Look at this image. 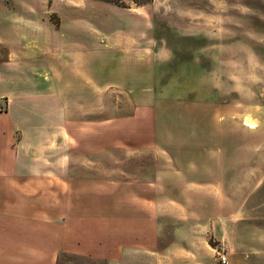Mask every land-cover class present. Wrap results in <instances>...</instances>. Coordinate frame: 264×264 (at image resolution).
<instances>
[{"label":"crops","instance_id":"obj_1","mask_svg":"<svg viewBox=\"0 0 264 264\" xmlns=\"http://www.w3.org/2000/svg\"><path fill=\"white\" fill-rule=\"evenodd\" d=\"M93 2V13L82 14L80 0H0V264L202 263L204 258L194 260L187 248L190 237H178L177 227L162 220L165 212L155 204L162 197L157 188L162 177L141 171V178L123 180L110 178L112 171L103 177L94 173L98 155L128 154L155 143L152 125H137L147 119L137 112L98 135L97 124L108 119L97 121L80 108L82 102L97 101L98 88L113 85L116 69H125L119 86L136 101L133 111L144 106L146 93L153 94L141 73L130 71L137 68L125 65L135 64L139 48L115 45L121 22L106 12L98 15L97 10L113 12L108 3ZM239 116L231 115L232 120ZM81 123L87 124L83 131ZM263 124L246 128L250 136L243 143L217 146L216 154L200 147L206 157L199 165L185 163L188 181L202 187L201 213L215 215L217 241L228 249V264H264ZM131 181L143 186L132 189ZM101 182L127 186L103 194L92 190ZM93 193L134 197L137 206L94 221L93 205L82 206V198ZM104 207L109 213L111 207ZM137 208L142 224L147 215L150 223L147 228L139 224L137 240L92 235L93 229H113L125 212ZM182 224L186 231L193 227Z\"/></svg>","mask_w":264,"mask_h":264},{"label":"rangeland","instance_id":"obj_2","mask_svg":"<svg viewBox=\"0 0 264 264\" xmlns=\"http://www.w3.org/2000/svg\"><path fill=\"white\" fill-rule=\"evenodd\" d=\"M93 1L108 3L106 8L113 11L97 10L98 15L106 12L114 21L121 22L120 38L115 45L139 48L137 57L134 53L136 61L132 60L135 64L125 65L137 68L130 71L141 73L146 89H153V94L148 97L146 93L141 102L144 106L133 111L136 101L119 86L124 82L121 74L125 69H116L113 85L98 88L97 101L82 102L80 108L97 121L109 120L97 124L98 135L108 129L106 126L117 129L119 118L137 112L148 119L144 123L138 121L137 125L142 129L152 125L150 132L155 143L128 154L113 151L98 155L92 167L96 168L94 173L103 177L109 176L106 170L112 171L110 178L123 180L141 178V171L155 177L158 174L162 177L157 183L162 197L155 204L165 212L162 220L177 227L173 232L178 237H190L191 245L187 248L194 260L197 256L205 260L190 264H222L220 253L224 251L228 259V249L218 244L215 215L201 213L202 187L200 182L188 181L185 163L193 161L199 165L200 158L206 157L200 153L202 146L216 154L217 146L245 142L250 136L245 129L257 128L260 120L264 121V0H114L117 4L80 0L82 14L93 13ZM99 40L106 43L101 36ZM232 114L241 116L232 120ZM81 125L83 131L87 124ZM126 186L124 183L122 188ZM128 186L135 189L143 185L131 181ZM120 187L119 182H101L93 184L92 190L103 194L121 190ZM165 194L170 196L163 197ZM99 195L82 198V206L93 205L94 221H103L107 214L120 215L117 209L126 205L137 206L138 199L134 197ZM104 206L111 207L109 213ZM125 213L120 223L113 219L121 226L93 229L92 235L102 234L115 241L137 240L139 224L144 228L150 225L149 215L143 225L144 216L138 208ZM108 221L112 223L111 219ZM185 222L193 227L181 229Z\"/></svg>","mask_w":264,"mask_h":264},{"label":"built area","instance_id":"obj_3","mask_svg":"<svg viewBox=\"0 0 264 264\" xmlns=\"http://www.w3.org/2000/svg\"><path fill=\"white\" fill-rule=\"evenodd\" d=\"M1 110H2V108L0 107V111ZM219 260L221 261L222 264H227L228 263L227 255H226V253L224 251H222L220 253Z\"/></svg>","mask_w":264,"mask_h":264},{"label":"trees","instance_id":"obj_4","mask_svg":"<svg viewBox=\"0 0 264 264\" xmlns=\"http://www.w3.org/2000/svg\"><path fill=\"white\" fill-rule=\"evenodd\" d=\"M101 1H105V2H110V3L117 4L114 0H101Z\"/></svg>","mask_w":264,"mask_h":264}]
</instances>
